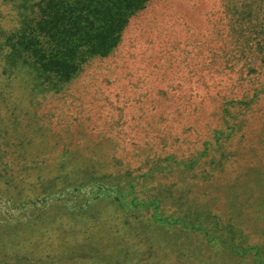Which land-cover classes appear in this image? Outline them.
Listing matches in <instances>:
<instances>
[{"label":"trees","instance_id":"obj_1","mask_svg":"<svg viewBox=\"0 0 264 264\" xmlns=\"http://www.w3.org/2000/svg\"><path fill=\"white\" fill-rule=\"evenodd\" d=\"M156 1L168 2L163 22L157 17L154 27L147 24L139 41L163 54V65L150 73L163 85L156 86L163 100L151 99L153 91L146 90L130 102L106 96L100 106L82 92H69L66 86L83 66L108 57L132 19ZM27 91L53 92L64 101L33 116ZM133 103L137 113L156 111L141 118L145 134L142 124L132 126L139 118L126 109ZM1 112L0 182L11 190H35L41 182L47 189L69 187L88 176L116 180L130 171L123 160L137 146L141 168L149 159L158 165L167 158H200L188 191L202 188L215 206L208 211L211 222H196V209L188 211L194 220L183 219L184 227L173 231L188 232L191 240L193 234L204 237L200 260L171 242V230L169 237L143 229L130 236L106 221L81 226L83 246L71 242L73 233L45 247L29 241L14 264H206L218 244L223 252L257 255L264 264L263 223L232 221L230 210L219 207L228 206L226 198L240 207L264 202V0H0ZM94 118H103L102 129ZM87 121L93 125L85 127ZM218 129L229 132L226 146L207 157L206 145ZM42 219L30 225L39 237L52 223ZM65 247L59 259L52 258Z\"/></svg>","mask_w":264,"mask_h":264},{"label":"rangeland","instance_id":"obj_2","mask_svg":"<svg viewBox=\"0 0 264 264\" xmlns=\"http://www.w3.org/2000/svg\"><path fill=\"white\" fill-rule=\"evenodd\" d=\"M167 3L156 1L149 5L144 11L140 12L132 19L131 26L127 33L123 35L120 45L105 58L92 59L83 66V69L70 84L66 87L72 94L82 92L96 103L102 106L105 97L113 99L120 95V101H129L139 97L146 90L153 93L155 100L161 99L158 85L155 84V76L150 73L158 71L163 65V54L155 52V46L141 39L142 28L145 26H155L158 17L161 24L164 17V6ZM193 15V12L190 11ZM161 27V26H159ZM149 30V29H148ZM162 31V30H160ZM154 50V51H153ZM21 84H18V86ZM155 86V87H153ZM17 87V86H16ZM152 90V91H151ZM27 91L28 101L33 102L31 115L39 116L45 107H61V96L52 93H36ZM101 100H103L101 102ZM163 100V99H161ZM128 107L126 110L132 115H137L138 121L132 126H143L144 134L148 130L146 119H141L144 113L153 116L156 111H151V107L143 113ZM149 105V103H148ZM233 105V104H232ZM102 107H100L101 110ZM43 109V110H42ZM226 113H231L229 104L225 106ZM90 115L94 117L98 109H91ZM87 111H85L86 113ZM136 112V113H135ZM102 117L106 114L101 112ZM99 116V115H98ZM97 116V118H98ZM239 117V115H236ZM92 117V118H93ZM0 120H4L1 112ZM95 120V118H94ZM139 120L142 123H139ZM233 120L230 121L229 127ZM103 118L95 120L98 127H104ZM253 123V122H252ZM92 126L89 121L85 122V127ZM142 126L141 129H142ZM227 129H218L212 141L206 145L205 154L211 157L213 154H220L228 140ZM231 132V131H230ZM94 135L98 136V133ZM104 150V149H103ZM105 150L101 151L104 155ZM143 151L137 146L132 147L131 153L124 158V162H130V171L118 179H107L106 181H96L89 176L83 181H74L73 186L61 187L57 189H47L45 182H41L38 189L30 190L21 188L11 190L4 182H0V264H14L18 254L29 249V241L35 247H45L49 243H58L60 239L68 240L72 235V243L76 246H83V238L80 235L81 226H91L94 223L111 222L118 224L121 232L133 236L136 229L145 230L148 235L155 237H169L171 230V242L176 245L188 247L192 255L199 259L204 255V237L193 234L195 240L186 238L187 235L175 228L184 227L185 222L194 220V216L189 215L188 211L198 209L200 219L198 221L207 224L213 220L209 216V209H214L213 200L210 199L202 188L190 190L192 180L191 171L200 163L201 159L189 158L187 160L176 161L172 158L163 160L158 165L153 164L152 159L144 167H139V162ZM103 168H105L102 165ZM117 174H119L117 172ZM81 182H83L82 185ZM231 198H226L228 206H219L230 210L229 217L232 221L250 222V224L263 223L264 226V202L260 206H232ZM230 203V204H229ZM237 209V213L235 214ZM234 215L235 219H233ZM43 218L45 222L52 221L51 224L44 226L41 230L43 236L34 233L31 224L36 217ZM186 219V221H183ZM161 228H157V227ZM68 246V245H67ZM30 247V246H29ZM83 248V247H82ZM223 246H215L206 255V264H259L256 255H243L240 251L229 253L223 252ZM81 249V247H80ZM67 248H62L61 252L54 259H59ZM221 260V263L218 261ZM261 259V258H260ZM225 260L223 263L222 261ZM264 262V261H262Z\"/></svg>","mask_w":264,"mask_h":264}]
</instances>
